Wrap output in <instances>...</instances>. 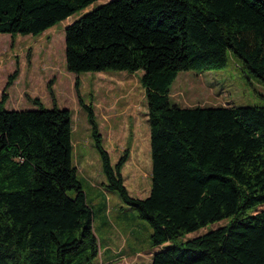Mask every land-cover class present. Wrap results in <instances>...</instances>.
Segmentation results:
<instances>
[{
	"label": "trees",
	"instance_id": "1",
	"mask_svg": "<svg viewBox=\"0 0 264 264\" xmlns=\"http://www.w3.org/2000/svg\"><path fill=\"white\" fill-rule=\"evenodd\" d=\"M95 1L0 0V33L41 34ZM229 53L264 83V0H110L65 27L69 72L143 71L147 197L124 184L130 148L113 164L94 107L80 105L108 187L148 222L152 245H165L150 264H264V209L256 210L264 204V103L183 107L169 96L180 71L222 69ZM18 73L0 96V264H99L94 210L73 163L72 113L36 97L38 108H6Z\"/></svg>",
	"mask_w": 264,
	"mask_h": 264
},
{
	"label": "rangeland",
	"instance_id": "2",
	"mask_svg": "<svg viewBox=\"0 0 264 264\" xmlns=\"http://www.w3.org/2000/svg\"><path fill=\"white\" fill-rule=\"evenodd\" d=\"M108 1H95L79 14ZM79 14L38 35L12 37L10 33H0V96L9 75L18 68L16 80L6 90L9 94L6 108H38L29 100V97H36L46 108H52L55 102L58 107L71 111L73 163L94 210V229L101 248L99 264H150L153 254L165 245H152V228L148 222L140 219L136 210L126 204L116 190L108 187L87 112L80 105L81 99L94 107L103 143L113 164L125 148L133 150L122 169L124 184L131 196L147 197L152 183V158L149 122L146 126L144 121L148 120V102L140 82L143 71L69 72L65 59V27ZM169 96L173 103L183 107L258 105L264 103V83L229 53L227 66L222 69L180 71ZM137 120L144 127L138 130L142 137L135 148L132 143ZM263 209L264 204L256 208ZM228 220L208 224L185 239L218 228Z\"/></svg>",
	"mask_w": 264,
	"mask_h": 264
},
{
	"label": "crops",
	"instance_id": "3",
	"mask_svg": "<svg viewBox=\"0 0 264 264\" xmlns=\"http://www.w3.org/2000/svg\"><path fill=\"white\" fill-rule=\"evenodd\" d=\"M148 117V116H147ZM144 121H145V123H146V126H147V123H148V120L146 121V118L144 119ZM149 124V123H148ZM136 126H137V128H136V130H135V128H134V130H133V143H132V146L134 145V147L135 148H137V146H138V144H139V140H141V138L140 137H142L140 134H138V130H139V128H141V127H144V124L141 122V123H139V120H137V122H136ZM145 130H148V128H145ZM111 132H112V130H111ZM145 137L144 138H147V135H144ZM144 147H146V144H142ZM133 150L131 149V152H132Z\"/></svg>",
	"mask_w": 264,
	"mask_h": 264
}]
</instances>
